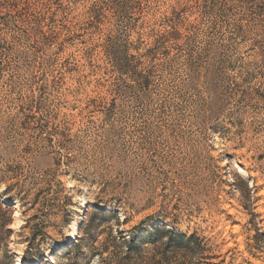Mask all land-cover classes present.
I'll return each mask as SVG.
<instances>
[{
    "label": "rangeland",
    "instance_id": "obj_1",
    "mask_svg": "<svg viewBox=\"0 0 264 264\" xmlns=\"http://www.w3.org/2000/svg\"><path fill=\"white\" fill-rule=\"evenodd\" d=\"M0 264H264V0H0Z\"/></svg>",
    "mask_w": 264,
    "mask_h": 264
},
{
    "label": "trees",
    "instance_id": "obj_2",
    "mask_svg": "<svg viewBox=\"0 0 264 264\" xmlns=\"http://www.w3.org/2000/svg\"><path fill=\"white\" fill-rule=\"evenodd\" d=\"M246 1H251V0H246ZM179 34V33H178ZM177 38V36H176ZM119 71L121 74H127L128 73V68H126L125 65H121L119 67ZM5 194L9 195V191L7 187L3 190ZM99 215L103 216H111L113 213L106 210V209H100ZM163 237L167 238V242H164V248H172L176 247L179 249H185L189 250L190 248L194 247H200V239L195 236V234H189L186 235L185 233H178V232H173L169 228H165L163 226H156L152 227L151 229H147L145 234L140 235L138 240H141L142 242H135L132 244H128L126 246V250L124 252L125 255L129 254L131 255L132 253L138 254L144 249V243H150V244H156L158 241H161ZM145 240H147L145 242ZM144 241V242H143Z\"/></svg>",
    "mask_w": 264,
    "mask_h": 264
},
{
    "label": "bare ground",
    "instance_id": "obj_3",
    "mask_svg": "<svg viewBox=\"0 0 264 264\" xmlns=\"http://www.w3.org/2000/svg\"><path fill=\"white\" fill-rule=\"evenodd\" d=\"M236 165V163H235ZM239 170L241 171V168L239 167ZM13 212H18V211H21V206L19 205H16L15 209L12 210Z\"/></svg>",
    "mask_w": 264,
    "mask_h": 264
}]
</instances>
